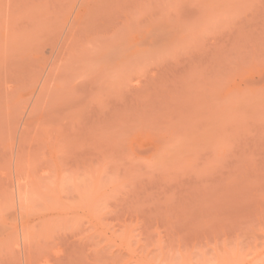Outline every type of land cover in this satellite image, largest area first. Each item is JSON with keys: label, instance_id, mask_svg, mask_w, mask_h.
I'll return each instance as SVG.
<instances>
[{"label": "rangeland", "instance_id": "1", "mask_svg": "<svg viewBox=\"0 0 264 264\" xmlns=\"http://www.w3.org/2000/svg\"><path fill=\"white\" fill-rule=\"evenodd\" d=\"M0 264H264V0H0Z\"/></svg>", "mask_w": 264, "mask_h": 264}]
</instances>
